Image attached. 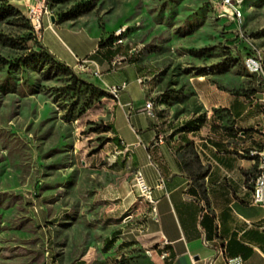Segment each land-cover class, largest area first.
<instances>
[{
	"label": "rangeland",
	"instance_id": "rangeland-1",
	"mask_svg": "<svg viewBox=\"0 0 264 264\" xmlns=\"http://www.w3.org/2000/svg\"><path fill=\"white\" fill-rule=\"evenodd\" d=\"M231 3L239 17L225 0H0V264H156L140 245L105 250L110 224L136 218L131 209L110 216L120 201L113 192L130 191L116 177L125 166L105 120L111 96L48 55L32 8L137 48L134 62L157 97L190 110L192 76L249 74L250 42L264 56V0ZM251 75L248 90H264Z\"/></svg>",
	"mask_w": 264,
	"mask_h": 264
},
{
	"label": "crops",
	"instance_id": "crops-1",
	"mask_svg": "<svg viewBox=\"0 0 264 264\" xmlns=\"http://www.w3.org/2000/svg\"><path fill=\"white\" fill-rule=\"evenodd\" d=\"M37 29L45 51L58 63L76 68L79 59L92 60L100 72L94 74V66L86 70L92 84L107 92L120 87L118 98L110 94L105 120L117 149L114 157L125 166L116 177L130 191H104L120 198L111 217L119 219L131 209L136 218L110 224L105 239L116 240L110 249L140 245L156 264H225L224 256L264 264V204L253 202L264 161L257 142L252 143L257 130L264 132V90H248L252 75L232 69L196 74L190 78L196 106L178 110L141 76L134 48L104 44L107 33L60 21L52 13H42ZM115 59L119 63L113 65ZM138 170L151 188L155 210L135 195Z\"/></svg>",
	"mask_w": 264,
	"mask_h": 264
},
{
	"label": "built area",
	"instance_id": "built-area-1",
	"mask_svg": "<svg viewBox=\"0 0 264 264\" xmlns=\"http://www.w3.org/2000/svg\"><path fill=\"white\" fill-rule=\"evenodd\" d=\"M225 3L230 7L233 11V13L236 16L241 15V11H239V8L231 3V0H225ZM33 15L37 17L38 24L40 26V20H41V12H37L35 9L32 8ZM44 13H50L48 10H45ZM122 42H114L115 45L121 44ZM251 48L247 52V54L244 56V59L248 61V65L252 67L253 76L256 78L257 84H264V56H261V51H255V45H253L250 42ZM134 51H137V48H134ZM119 63L117 59H115L112 64L116 65ZM90 66H94V74L99 75L100 72L98 70L97 64L89 59H79L78 63L76 65V68H79L80 70H88ZM140 83H143V79H139ZM112 90L116 91L120 94V87L113 85L110 86ZM152 107H153V101L148 100L146 102V110L152 114ZM160 142V140H159ZM261 155H264V148L259 152ZM134 186L137 187L141 193V196L145 199H150V205H155L156 202L152 198L151 194V188L145 183V180L143 178L142 173L138 170L136 174V178L134 179ZM255 182V190H253V202L254 203H262L264 204V163H262L261 168L258 170V173L256 175ZM133 218V214H127L124 217V221H129ZM220 252L224 255V248L220 247ZM167 252H164L161 257L164 258L167 256ZM225 258V264H243V259L240 256L235 257H227Z\"/></svg>",
	"mask_w": 264,
	"mask_h": 264
},
{
	"label": "trees",
	"instance_id": "trees-1",
	"mask_svg": "<svg viewBox=\"0 0 264 264\" xmlns=\"http://www.w3.org/2000/svg\"><path fill=\"white\" fill-rule=\"evenodd\" d=\"M8 7H10V9L12 10V9H14L12 6H8ZM20 13V12H19ZM68 18H64V20H61V21H65V20H67ZM113 42V40H112V38H108L105 42H104V44H107V43H112ZM49 55V54H48ZM54 59V58H53ZM62 65V64H61ZM64 66V65H63ZM103 93V95H107V94H105V92H102ZM110 93V92H109ZM111 94V93H110ZM112 95V94H111ZM113 96V95H112ZM114 97V96H113ZM115 98V97H114ZM226 111V110H225ZM228 114V113H227ZM110 129V128H109ZM244 132H247V130H244ZM115 238H111V239H109V240H107V245L105 246V250L106 251H108L113 245H114V243H115Z\"/></svg>",
	"mask_w": 264,
	"mask_h": 264
},
{
	"label": "bare ground",
	"instance_id": "bare-ground-1",
	"mask_svg": "<svg viewBox=\"0 0 264 264\" xmlns=\"http://www.w3.org/2000/svg\"><path fill=\"white\" fill-rule=\"evenodd\" d=\"M38 21V20H37ZM245 65L247 67V69L249 70V72L251 74H253V71H252V67H250L248 65V61L245 59ZM108 91L115 97V98H118L119 97V93H117L116 91L112 90L111 88H108ZM262 156V162L264 161V155H261ZM137 174V173H136ZM135 178H136V175H135ZM254 190H255V186H254ZM148 202H150V199H147ZM153 210H155V205H153Z\"/></svg>",
	"mask_w": 264,
	"mask_h": 264
}]
</instances>
